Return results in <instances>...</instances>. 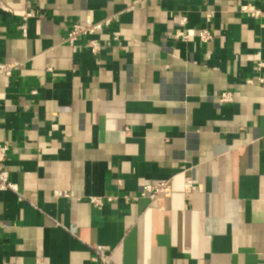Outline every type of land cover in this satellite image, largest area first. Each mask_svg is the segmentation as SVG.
Returning <instances> with one entry per match:
<instances>
[{
	"label": "crops",
	"instance_id": "1",
	"mask_svg": "<svg viewBox=\"0 0 264 264\" xmlns=\"http://www.w3.org/2000/svg\"><path fill=\"white\" fill-rule=\"evenodd\" d=\"M107 18L99 55L65 42ZM16 61L0 264H97L99 245L111 264H264V0H0V62ZM164 180L170 197L126 201Z\"/></svg>",
	"mask_w": 264,
	"mask_h": 264
},
{
	"label": "built area",
	"instance_id": "2",
	"mask_svg": "<svg viewBox=\"0 0 264 264\" xmlns=\"http://www.w3.org/2000/svg\"><path fill=\"white\" fill-rule=\"evenodd\" d=\"M244 9L247 10V7H244ZM213 13L210 12L206 15L207 20L212 17ZM252 16H259L261 15V12L257 9L253 10L251 12ZM36 14L33 11H26L22 17V23L19 27L21 31L22 37H27V31H28V20L35 17ZM113 22L112 18H107L102 22L95 23L91 19H86L84 23H74L67 34V37L65 38V42L70 46H76L77 42L81 40L82 38H86V46L90 48L92 54L99 55L103 50L109 48L113 45L114 41L118 40V34H116L112 41L106 42L105 44H102L98 39L93 38L98 33L103 31L105 28H108L111 23ZM186 24V18L183 16L178 17V25L179 29L175 32L173 37L175 39H183L186 40L190 37L191 31H186L184 29H181ZM198 36L200 37L201 41L204 43H207L213 39V35L206 29H200L197 30ZM115 44V43H114ZM120 45V46H119ZM117 46L122 47L121 44ZM21 64L19 62H0V78H9L11 77L15 71H17L20 68ZM264 67L263 62H259L257 66V70H261V68ZM260 80H262L260 78ZM231 94L230 93H223L221 96H219V102L220 103H227L230 102ZM9 150V145L5 141L0 140V191H8V190H14L13 183L10 180L9 172L6 168V161H7V154ZM184 189L186 193H190L193 191V181L191 178L185 179ZM173 193L172 186L170 184L169 180L159 181L157 183H146L142 186V189L139 193V196L130 197L126 196V201L134 202L137 201L138 198L148 197L149 199H154L155 197L159 195H163L165 197H170ZM55 196L57 198L60 197H68V194L64 191H56ZM115 197H106L105 200L108 202L114 201ZM90 202L98 207L102 204L103 200L100 197H91ZM94 255L92 257V261H94L97 264H111L110 261V248L99 245L93 248Z\"/></svg>",
	"mask_w": 264,
	"mask_h": 264
}]
</instances>
